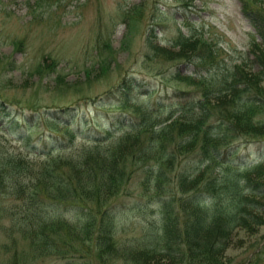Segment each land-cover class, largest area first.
I'll list each match as a JSON object with an SVG mask.
<instances>
[{"label":"trees","instance_id":"obj_1","mask_svg":"<svg viewBox=\"0 0 264 264\" xmlns=\"http://www.w3.org/2000/svg\"><path fill=\"white\" fill-rule=\"evenodd\" d=\"M241 1L244 17L264 44V0ZM195 37L180 34L171 42L191 47ZM255 37L251 42L257 45ZM222 48L206 43L199 63L193 62L198 73L183 74L191 88L171 84L152 95L148 87L133 89L137 78L129 75L96 101L110 105L106 111L50 107L53 131L32 128L43 113L29 115V123L14 119L0 97V219L10 222L0 243V264L38 259L76 264L77 256L93 252L101 262L107 253L106 264L119 258L125 264H174L180 254L186 264H212L234 228L264 224L256 204L264 197V161L245 162L233 151L252 136L264 140L255 132L263 118H254L264 112V85L258 83L264 79V53L258 57L261 70L252 72L217 58ZM136 91L145 94L142 103L129 107L125 103ZM223 134L230 139L222 140ZM176 165L181 170L172 175ZM118 196L129 197L127 209L140 210L146 219L122 242L116 235L126 231L121 208L126 201L111 200Z\"/></svg>","mask_w":264,"mask_h":264},{"label":"rangeland","instance_id":"obj_2","mask_svg":"<svg viewBox=\"0 0 264 264\" xmlns=\"http://www.w3.org/2000/svg\"><path fill=\"white\" fill-rule=\"evenodd\" d=\"M241 2L0 0V97L6 102L11 116L20 122H32L31 115L39 118L43 113L36 126H32L34 130H39L47 128L50 123L46 112L50 107L72 105L81 111L96 108L99 111L108 110L110 105L97 104L98 99L121 82L124 76L138 77L137 81L133 80L137 85L134 86L135 90L144 91L148 87L154 90L152 95L163 94L171 84L183 86L184 81V87L191 88L193 84L183 74L195 75L194 72H198L193 62L199 63L197 57L209 41L223 47L217 58H223L226 64L238 62L246 70L259 71L261 64L258 57H263L259 54L264 53V44L260 43L261 38L242 14ZM180 34L196 36L194 40L198 42L193 40L191 47H178L171 41ZM253 36L261 46L251 42ZM238 50L242 52L241 55ZM176 72L180 74L177 78ZM261 79L258 83L264 85ZM137 91L134 92V100L130 104L125 103L129 107L142 103L145 94H137ZM116 101L122 102L120 97ZM260 116L264 118V112L255 117L260 120ZM263 123L264 119L261 125ZM261 125L255 132L262 131L264 134V124ZM229 139L223 134L222 140ZM245 140L238 146L237 155L246 160L248 153L260 158L264 141L259 142L258 148L250 145L249 149H245ZM201 142L204 145L202 139ZM8 146L11 150L15 149ZM178 170L180 172L181 168L176 165L172 175ZM130 186L131 190H138L136 184ZM123 198L126 205L121 206L122 217L127 218L122 222L126 231L117 230L116 237L120 241L125 235L135 234L146 221L137 209H127L130 199L126 196ZM123 198L118 196L111 200ZM256 204L260 206L257 213L264 220V197ZM153 206L157 207L156 204ZM8 224L10 222L6 217L0 219V243L7 239L5 226ZM227 240L223 248L217 251L218 260L212 264H264V224L255 225L252 230L236 227ZM93 253L77 256L76 264H106L107 253L102 257L103 262ZM180 255L181 258L175 255L174 264H186ZM51 261L61 264V260L56 259H38L32 264H52ZM116 264L125 263L119 258ZM189 264L198 262L196 260Z\"/></svg>","mask_w":264,"mask_h":264},{"label":"bare ground","instance_id":"obj_3","mask_svg":"<svg viewBox=\"0 0 264 264\" xmlns=\"http://www.w3.org/2000/svg\"><path fill=\"white\" fill-rule=\"evenodd\" d=\"M150 33H151V32H150ZM148 37H149V36H148ZM147 39H149V38H147ZM145 42H146V41H145ZM148 42H149V41H148ZM150 42H151V41H150ZM145 44H146V43H145ZM148 44H149V43H148ZM160 44H161V43H160ZM154 45H155V44H154ZM169 45H170V44H169ZM259 45H260V44H259ZM262 45H263V44H262ZM145 46H146V45H145ZM152 46H153V45H152ZM171 46H172V45H171ZM260 46H261V45H260ZM150 47H151V46H150ZM158 47H159V46H158ZM255 47H256V46H255ZM257 47H258V46H257ZM160 48H161V47H160ZM163 48H164V47H163ZM168 48H169V47H168ZM263 48H264V47H263ZM147 49H148V48H147ZM259 49H261V47H260ZM149 51H150V50H149ZM159 51H161V50H159ZM168 51H169V50H168ZM145 52H146V51H145ZM150 52H151V51H150ZM153 52H154V51H153ZM167 53H168V52H167ZM149 54H150V53H149ZM163 54H164V53H163ZM254 54H255V53H254ZM256 54H257V53H256ZM256 54H255V55H256ZM262 54H263V53H262ZM151 55H152V54H151ZM154 55H155V53H154ZM167 55H169V54H167ZM155 56H156V55H155ZM161 56H162V55H161ZM163 56H164V55H163ZM166 57H167V56H166ZM148 58H149V57H148ZM148 58H147V59H148ZM151 58H152V57H151ZM159 58H160V56H159ZM163 58H164V57H163ZM154 59H155V58H154ZM158 60H159V59H158ZM250 60H251V59H250ZM263 60H264V59H263ZM243 61H244V60H243ZM261 63H262V59H261ZM261 63H260V64H261ZM260 64H259V65H260ZM263 64H264V63H263ZM263 64H262V66H264ZM250 65H251V64H250ZM240 66H242V65H240ZM263 68H264V67H263ZM238 70H239V69H238ZM254 71H255V70H254ZM263 71H264V70H263ZM193 72H194V71H193ZM196 72H197V71H196ZM234 72H235V69H234ZM252 72H253V71H252ZM194 73H195V72H194ZM197 73H198V72H197ZM231 73H233V72H231ZM237 73H238V72H236V75H237ZM173 74H174V73H173ZM175 74H176V73H175ZM234 74H235V73H234ZM196 75H197V74H196ZM228 75H229V74H228ZM230 75H231V74H230ZM199 76H200V75H199ZM199 76H197V77H199ZM232 76H233V74H232ZM171 77H173V76H171ZM174 77H175V76H174ZM201 77H202V76H201ZM136 78H138V77H136ZM176 78H177V76H176ZM195 78H196V77H195ZM199 78H200V77H199ZM125 79H127V78H125ZM172 79H173V78H172ZM135 80H137V79H135ZM173 80H174V79H173ZM175 80H176V79H175ZM177 80H178V79H177ZM263 80H264V79H263ZM193 81H194V80H193ZM212 81H213V80H212ZM219 81H220V80H219ZM138 82H139V81H138ZM140 82H141V81H140ZM184 82H185V81H184ZM184 82H183L182 84L185 85L186 83H184ZM194 82H195V81H194ZM200 82H201V81H200ZM200 82H198V83H200ZM214 82H215V81H214ZM217 82H218V81H217ZM217 82H216V83H217ZM189 83H190V82H189ZM201 83H202V82H201ZM203 83H204V81H203ZM218 83H219V82H218ZM135 85H136V84H135ZM178 85H179V84H178ZM184 85H183V87H184ZM214 85H216V84H214ZM219 85H220V84H219ZM198 86H199V85H198ZM202 86H203V85H202ZM208 86H210V85H208ZM212 86H213V85H212ZM128 88H129V87H128ZM133 88H134V86H133ZM181 88H182V87H181ZM188 88H190V87H188ZM203 88H204V87H203ZM203 88H202V89H203ZM206 88H207V87H206ZM214 88H216V87H214ZM113 89H115V88H113ZM134 89H135V88H134ZM148 89H149V88H148ZM183 89H184V88H183ZM204 89H205V88H204ZM208 89H209V87H208ZM205 90H207V89H205ZM211 90H213V89L211 88ZM215 90H216V89H215ZM215 90H214V91H215ZM130 91H131V90H130ZM209 91H210V90H209ZM216 91H217V90H216ZM126 92H127V91H126ZM147 92H148V91H147ZM147 92H146V93H147ZM173 92H174V91H173ZM175 92H176V91H175ZM178 92H179V91H178ZM178 92H177V93H178ZM211 92H212V91H211ZM211 92H210V93H211ZM107 93H108V92H107ZM152 93H153V92H152ZM208 93H209V92H208ZM108 94H109V93H108ZM179 94H180V93H179ZM103 95H104V94H103ZM156 95H157V93H156ZM169 95H170V94H169ZM172 95H173V94H172ZM150 96H151V95H150ZM105 97H106V96H105ZM134 97H135V96H134ZM167 97H168V96H167ZM108 98H110V97L108 96ZM130 98H132V96H131ZM151 98H152V97H151ZM151 98H150V99H151ZM154 98H155V97H154ZM159 98H160V97H159ZM162 98H163V97H162ZM165 98H166V97H165ZM169 98H170V97H169ZM171 100H173V99H171ZM178 101H179V100H178ZM259 103H260V102H259ZM135 104H136V103H135ZM153 104H154V103H153ZM155 104H156V103H155ZM149 105H150V104H149ZM177 108H178V107H177ZM189 111H190V110H189ZM189 111H187V112H189ZM182 112H183V111H182ZM184 114H186V113H184ZM229 114H230V113H229ZM172 115H173V114H172ZM187 115H189V114H187ZM214 115H215V113H214ZM214 115H213V116H214ZM213 116H212V117H213ZM216 116H217V115H216ZM219 116H220V115H219ZM261 116H262V115H261ZM261 116H260V118H262ZM57 117H58V116H57ZM61 117H62V116H61ZM170 117H171V116H170ZM223 117H224V116H223ZM63 118H64V117H63ZM63 118H62V119H63ZM162 118H163V117H162ZM178 118H179V117H178ZM183 118H185V117H183ZM188 118H189V117H188ZM239 118H240V117H239ZM239 118H237V119L239 120ZM252 118H253V117H252ZM254 118H256V117H254ZM257 118H258V117H257ZM176 119H177V118H176ZM181 119H182V118H181ZM220 119H221V118H220ZM225 119H226V118H225ZM263 119H264V118H263ZM56 120H57V119H56ZM60 120H61V118H60ZM156 120H157V119H156ZM156 120H155V121H156ZM158 120H159V119H158ZM199 120H200V119H199ZM238 120H237V121H238ZM57 121H58V120H57ZM161 121H163V120H161ZM217 121H218V120H217ZM223 121H224V120H223ZM175 122H176V121H174V123H175ZM199 122H200V121H199ZM233 122H234V121H233ZM261 122H262V121H261ZM59 123H60V122H59ZM172 123H173V122H172ZM180 123H181V122H180ZM221 123H223V122H221ZM236 123H237V122H236ZM55 124H56V123H55ZM176 124H177V123H176ZM263 124H264V123H263ZM263 124H262V125H263ZM58 125H59V124H58ZM172 125H173V124H172ZM237 125H238V123H237ZM260 125H261V124H260ZM262 125H261V126H262ZM165 126H166V125H165ZM167 126H168V125H167ZM240 126H241V125H240ZM242 126H243V124H242ZM59 127H60V126H59ZM172 127H173V126H172ZM257 127H258V126H257ZM56 128H57V127H56L54 124L49 123V124L47 125V130H49V131H53V130L56 129ZM175 128H176V127H175ZM241 128H242V127H241ZM259 128H260V127H259ZM259 128H258V129H259ZM159 129H160V128H159ZM176 129H177V128H176ZM258 129H257V130H258ZM163 130H164V129H163ZM10 132H11V131H10ZM13 132H14V131H13ZM16 132H17V131H16ZM47 132H48V131H47ZM261 132H262V131H260V133H261ZM260 133H259V134H260ZM12 134H13V133H12ZM32 134H33V133H32ZM42 134H43V133H42ZM261 134H262V133H261ZM30 135H31V134H30ZM38 135H39V134H38ZM31 136H32V135H31ZM44 136H46V135H44ZM48 136H49V135H48ZM32 137L34 138V136H32ZM252 137H253V138H252ZM252 137H251L252 139L250 138V139H247V141L245 140V143L247 144V145H246V144L244 143V144L246 145V146L244 147L245 149H246V148L249 149V146H250V145H251V146L255 145V146L258 148V146L260 145L259 142H260V141H264V140H260V141H258V137H257V139H256V136H255V138H254V136H252ZM261 137H262V136H261ZM241 139H242V138H241ZM241 143H242V141H241L239 144L233 146V149H234L233 151H235L236 154L239 152V149H240V148H238V146H239ZM262 143H263V142H262ZM256 147H255V148H256ZM223 148H224V147H223ZM237 148H238V149H237ZM257 148H256V149H257ZM225 149H226V148H225ZM263 150H264V149H263ZM227 151H228V150H227ZM229 151H230V150H229ZM245 151H246V150H245ZM223 152H224V151H223ZM250 152H251V151H250ZM227 153H228V152H227ZM222 154H223V153H222ZM225 154H226V152H225ZM261 154H263V155H261L260 158H256V159H258L259 161H264V151L261 152ZM229 155H230V154H229ZM232 155H233V154H232ZM247 155H248V158H250V159H251V158H254L252 154L249 155V153H248ZM224 156H225V155H224ZM235 156H237V155H235ZM233 157H234V155H233ZM228 158H229V157H228ZM231 159H232V158H231ZM237 159H238V158H237ZM234 160H235V159H234ZM239 160H240V159H239ZM243 160L245 161L246 159L243 158ZM184 161H185V159H183L182 163H184ZM220 161H221V160H220ZM231 161H232V160H231ZM248 161H249V160H248ZM179 162H180V161H179ZM223 162H224V161H223ZM236 162H237V161H236ZM242 162H243V161H242ZM245 162H246V161H245ZM252 162H253V161H252ZM221 163H222V162H221ZM224 164H225V163H224ZM234 164H235V161H234ZM240 164H241V163H240ZM249 164H250V163H249ZM223 167H224V166H223ZM229 167H230V166H229ZM226 168H227V167H226ZM225 170H227V169H225ZM237 170H238V169H237ZM233 171H234V170H233ZM238 171H240V170H238ZM226 172H227V171H226ZM228 172H231V171H228ZM233 173H234V172H233ZM225 174H226V173H225ZM231 174H232V173H231ZM228 175H229V174H228ZM223 176H225V175H223ZM263 181H264V180H263ZM255 183H256V182H255ZM263 188H264V187H263ZM257 190H258V189H257ZM253 191H254V190H253ZM258 193H260V194H259V197H258V198L260 199L262 193H261V192H258ZM187 194H188V193H187ZM253 195H254V194H253ZM223 197H224V196H223ZM255 197H256V196H255ZM262 197H263V196H262ZM216 198H217V197H216ZM242 198H243V197H242ZM155 199H156V198H155ZM217 199H218V198H217ZM239 199H240V198H239ZM245 199H246V198H245ZM252 199H253V198H252ZM157 200L159 201V199H157ZM160 200H161V199H160ZM220 200H221V199H220ZM242 200H243V199H242ZM247 200L249 201V199H247ZM226 201H227V200H226ZM243 201H244V200H243ZM245 201H246V200H245ZM151 202H152V201H151ZM151 202H150V203H151ZM219 202H220V201H219ZM219 202H217V203H219ZM222 202H224V201H222ZM155 203H156V202H155ZM239 203H241V202H239ZM243 203H244V202H243ZM257 203H258V202H257ZM248 205H249V204H248ZM240 206H241V204H240ZM241 207H243V206H241ZM244 207H245V206H244ZM259 207H260V206H259ZM120 209H121V208H120ZM237 209H239V207H238ZM242 209L244 210V208H242ZM115 210H116V209H115ZM117 210L119 211V209H117ZM126 210H127V209H126ZM148 210H149V209H148ZM257 210H258V209H257ZM259 210H260V209H259ZM112 211H114V210H112ZM139 211H140V210H139ZM141 211H142V210H141ZM144 211H145V210H144ZM211 211H212V210H211ZM114 212H115V211H114ZM116 212H117V211H116ZM121 212H122V210H121ZM133 212H135V211H133ZM133 212H131V213H133ZM155 212H156V211H154V213H155ZM113 214H114V213H113ZM119 214H120V213H119ZM127 214H129V213H127ZM211 214H212V213H211ZM111 215H112V214H111ZM122 215H123V214H122ZM130 215H131V214H130ZM148 215H149V214H148ZM148 215H147V216H148ZM120 216H121V215H120ZM132 216H133V215H132ZM145 216H146V215H145ZM123 217H124V216H123ZM126 217H127V216H126ZM109 218H110V217H109ZM112 218H113V216H112ZM113 219H114V218H113ZM118 220H119V219H118ZM118 220H117V221H118ZM126 221H127V220H126ZM113 222L115 223V219H114ZM118 222H119V221H118ZM122 222H123V221H122ZM127 222H128V221H127ZM110 223H111V222H110ZM118 224H119V223H118ZM118 224H117V225H118ZM121 224H122V223H121ZM123 224H124V223H123ZM127 224H128V223H127ZM112 225H113V224H112ZM117 225H116V226H117ZM124 227H125V226H124ZM116 230H117V229H116ZM8 234H9V233H7V235H8ZM183 240H184V239H183ZM115 241H116V239H115ZM121 242H122V241H121ZM181 244H182V243H181ZM184 244H185V242H184ZM185 245H186V244H185ZM153 246H154V245H153ZM190 248H191V247H190ZM186 250H187V249H186ZM176 263H177V262H176ZM180 263H181V262H180ZM187 264H188V263H187Z\"/></svg>","mask_w":264,"mask_h":264}]
</instances>
